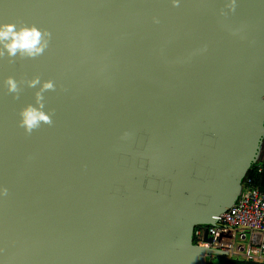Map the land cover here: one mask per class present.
Here are the masks:
<instances>
[{
	"label": "water",
	"instance_id": "95a60500",
	"mask_svg": "<svg viewBox=\"0 0 264 264\" xmlns=\"http://www.w3.org/2000/svg\"><path fill=\"white\" fill-rule=\"evenodd\" d=\"M3 22L51 37L0 59V264L228 255L194 231L264 160V0H0ZM37 75L55 112L28 135L37 89L14 99L4 82Z\"/></svg>",
	"mask_w": 264,
	"mask_h": 264
},
{
	"label": "built area",
	"instance_id": "2783aa9c",
	"mask_svg": "<svg viewBox=\"0 0 264 264\" xmlns=\"http://www.w3.org/2000/svg\"><path fill=\"white\" fill-rule=\"evenodd\" d=\"M255 167V168H254ZM254 168L262 173L264 166L257 162ZM250 242L246 248L238 245L237 237ZM194 243L206 248L227 251L225 260L250 261L264 264V190L245 178L236 203L217 217L215 225H200L194 231ZM216 258L217 255H209Z\"/></svg>",
	"mask_w": 264,
	"mask_h": 264
},
{
	"label": "clouds",
	"instance_id": "9594fccd",
	"mask_svg": "<svg viewBox=\"0 0 264 264\" xmlns=\"http://www.w3.org/2000/svg\"><path fill=\"white\" fill-rule=\"evenodd\" d=\"M176 0H174V3ZM235 0H233V5ZM235 8H232L234 11ZM51 33L41 30L36 25H28L23 22L0 23V59L7 57L12 62L16 57L35 59L41 56L49 45ZM7 92L13 94L14 99H19L22 91L21 84L37 89L35 91V103L24 106L19 112V126L26 134L40 128L42 124L51 126L54 109L45 110L44 93L55 91L56 85L53 80H41L40 76L18 82L14 77L8 76L5 80ZM39 86V87H37ZM0 195H7V189H0Z\"/></svg>",
	"mask_w": 264,
	"mask_h": 264
},
{
	"label": "trees",
	"instance_id": "16d2710c",
	"mask_svg": "<svg viewBox=\"0 0 264 264\" xmlns=\"http://www.w3.org/2000/svg\"><path fill=\"white\" fill-rule=\"evenodd\" d=\"M262 164L264 166V160L262 161ZM254 168L248 171L245 178L247 179L248 177H251L254 181V184L258 185L262 190H264V171L262 173H259ZM225 264H253V263H251L250 261L225 260Z\"/></svg>",
	"mask_w": 264,
	"mask_h": 264
},
{
	"label": "rangeland",
	"instance_id": "374dc122",
	"mask_svg": "<svg viewBox=\"0 0 264 264\" xmlns=\"http://www.w3.org/2000/svg\"><path fill=\"white\" fill-rule=\"evenodd\" d=\"M249 242H250L249 235L245 240H242L240 236L237 237L238 245H244L247 248L249 245ZM207 259H208V264H225L224 256H217L216 258H211L210 256H208Z\"/></svg>",
	"mask_w": 264,
	"mask_h": 264
}]
</instances>
